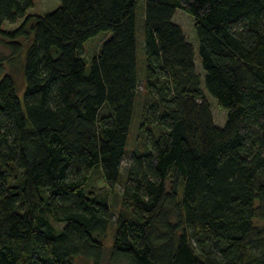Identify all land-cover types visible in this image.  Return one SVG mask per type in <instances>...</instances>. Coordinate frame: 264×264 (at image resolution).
<instances>
[{"label":"trees","instance_id":"trees-1","mask_svg":"<svg viewBox=\"0 0 264 264\" xmlns=\"http://www.w3.org/2000/svg\"><path fill=\"white\" fill-rule=\"evenodd\" d=\"M58 1L0 0V264H264V0Z\"/></svg>","mask_w":264,"mask_h":264},{"label":"rangeland","instance_id":"rangeland-1","mask_svg":"<svg viewBox=\"0 0 264 264\" xmlns=\"http://www.w3.org/2000/svg\"><path fill=\"white\" fill-rule=\"evenodd\" d=\"M60 5V2L58 0H33V6L32 8L28 9L27 15H45L47 13H50L54 11L56 8H58ZM21 21L16 22L15 24H8L5 23L2 27L4 31H11L14 30L16 27L20 25ZM174 23L178 24L185 37L187 40L192 44L194 48V65L197 73L200 74V83L201 86H203L204 83V72L201 68L200 65V59L197 53V41L195 37V33L193 30V20L192 18L182 12V11H177L175 17H174ZM110 36V33L108 32H102L99 33L97 36L94 38H91L88 40L82 47L83 49V56L82 60L88 65L90 59L92 56L96 54V52L99 50L102 42ZM19 42L25 43L23 39H18ZM5 40L3 37L0 36V59H7L10 57V51L4 44ZM15 60V59H13ZM4 68L2 72L0 73V77L3 74H10L16 90L18 92V95L20 96L24 87V82H23V76L21 72V62L20 61H13L12 64L10 62H4L3 63ZM203 89V87H202ZM206 100L208 101L210 105V110H211V115L213 119V123L217 127H223L225 120H226V111L221 109L215 100H213L211 97H209L206 94ZM136 123L134 122L130 134H129V140H128V147H127V152H131L135 147H138L139 139L137 138V128H136ZM126 160L123 161V165H125ZM97 186L101 187V183H96ZM116 203V210L115 212L117 213L119 211V200H115ZM255 224L260 225L261 223L257 220H254ZM101 241L104 245V248L108 249L111 247L112 244V235L111 231H109L105 237L101 238ZM74 264H91L89 260L83 258V257H77L74 259ZM103 264H110L107 260H103Z\"/></svg>","mask_w":264,"mask_h":264},{"label":"crops","instance_id":"crops-1","mask_svg":"<svg viewBox=\"0 0 264 264\" xmlns=\"http://www.w3.org/2000/svg\"><path fill=\"white\" fill-rule=\"evenodd\" d=\"M176 15V14H175ZM175 17V16H174Z\"/></svg>","mask_w":264,"mask_h":264}]
</instances>
